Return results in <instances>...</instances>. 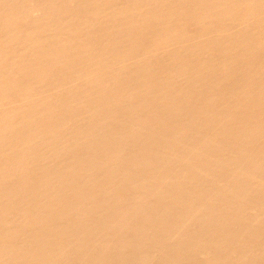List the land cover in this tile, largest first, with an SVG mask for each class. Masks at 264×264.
I'll list each match as a JSON object with an SVG mask.
<instances>
[{"label":"bare ground","instance_id":"bare-ground-1","mask_svg":"<svg viewBox=\"0 0 264 264\" xmlns=\"http://www.w3.org/2000/svg\"><path fill=\"white\" fill-rule=\"evenodd\" d=\"M0 264H264V0H0Z\"/></svg>","mask_w":264,"mask_h":264}]
</instances>
